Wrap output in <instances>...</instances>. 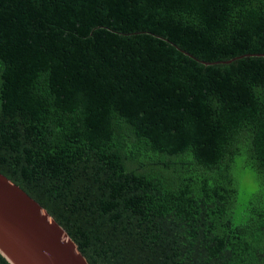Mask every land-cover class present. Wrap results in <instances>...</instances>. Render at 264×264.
Listing matches in <instances>:
<instances>
[{"label": "trees", "instance_id": "16d2710c", "mask_svg": "<svg viewBox=\"0 0 264 264\" xmlns=\"http://www.w3.org/2000/svg\"><path fill=\"white\" fill-rule=\"evenodd\" d=\"M0 173L90 264H264V0H0Z\"/></svg>", "mask_w": 264, "mask_h": 264}, {"label": "water", "instance_id": "95a60500", "mask_svg": "<svg viewBox=\"0 0 264 264\" xmlns=\"http://www.w3.org/2000/svg\"><path fill=\"white\" fill-rule=\"evenodd\" d=\"M0 253L11 264H90L49 212L2 173Z\"/></svg>", "mask_w": 264, "mask_h": 264}, {"label": "rangeland", "instance_id": "374dc122", "mask_svg": "<svg viewBox=\"0 0 264 264\" xmlns=\"http://www.w3.org/2000/svg\"><path fill=\"white\" fill-rule=\"evenodd\" d=\"M239 204L244 201L245 198H247V195L250 191L255 189V183H254V177L252 178L251 175H249L248 178L246 176H240L239 177ZM241 208L242 206H238L235 208V213H234V219L238 220L241 214Z\"/></svg>", "mask_w": 264, "mask_h": 264}]
</instances>
